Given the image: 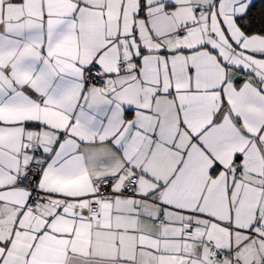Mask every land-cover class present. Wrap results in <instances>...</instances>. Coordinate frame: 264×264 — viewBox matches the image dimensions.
Segmentation results:
<instances>
[{"label":"snow or ice","instance_id":"6c2138e0","mask_svg":"<svg viewBox=\"0 0 264 264\" xmlns=\"http://www.w3.org/2000/svg\"><path fill=\"white\" fill-rule=\"evenodd\" d=\"M0 264H264V0H0Z\"/></svg>","mask_w":264,"mask_h":264}]
</instances>
